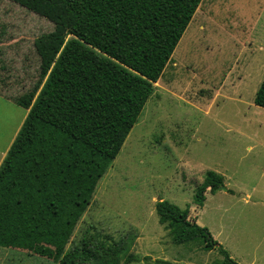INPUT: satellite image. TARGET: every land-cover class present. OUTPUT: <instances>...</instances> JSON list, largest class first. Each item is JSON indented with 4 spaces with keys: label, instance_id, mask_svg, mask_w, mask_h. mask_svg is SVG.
I'll return each instance as SVG.
<instances>
[{
    "label": "rangeland",
    "instance_id": "rangeland-1",
    "mask_svg": "<svg viewBox=\"0 0 264 264\" xmlns=\"http://www.w3.org/2000/svg\"><path fill=\"white\" fill-rule=\"evenodd\" d=\"M198 8L89 202L40 200L36 221L29 216L17 239L55 247L82 206L67 247L92 232L126 247L121 264L221 262L217 248L174 242L155 209L166 199L189 206V219L237 264H264V107L254 101L264 78V0H202ZM52 28L0 0V164L27 115L14 99L39 78L35 40ZM209 170L224 176L226 189L208 188L200 206L194 196ZM8 254L2 264H57L22 249Z\"/></svg>",
    "mask_w": 264,
    "mask_h": 264
},
{
    "label": "trees",
    "instance_id": "trees-1",
    "mask_svg": "<svg viewBox=\"0 0 264 264\" xmlns=\"http://www.w3.org/2000/svg\"><path fill=\"white\" fill-rule=\"evenodd\" d=\"M12 1L53 28L35 40L39 78L14 99L28 112L0 164V246L57 264H121L126 247L110 236L87 232L67 247L82 206L64 222L55 247L16 235L29 216L36 221L33 207L40 200L89 202L202 0ZM254 101L264 107V78ZM221 185L224 176L207 171L195 203L202 206L205 191ZM155 209L175 243L217 248L224 255L218 264H237L206 226L189 219V206L160 199ZM150 264L186 263L157 258Z\"/></svg>",
    "mask_w": 264,
    "mask_h": 264
},
{
    "label": "crops",
    "instance_id": "crops-1",
    "mask_svg": "<svg viewBox=\"0 0 264 264\" xmlns=\"http://www.w3.org/2000/svg\"><path fill=\"white\" fill-rule=\"evenodd\" d=\"M27 112H28V109H27ZM0 248H4V249H0V256H1L0 264H2L1 262H4L6 260V258H7L6 255L8 254V250L12 249V247H2V246H0Z\"/></svg>",
    "mask_w": 264,
    "mask_h": 264
},
{
    "label": "water",
    "instance_id": "water-1",
    "mask_svg": "<svg viewBox=\"0 0 264 264\" xmlns=\"http://www.w3.org/2000/svg\"><path fill=\"white\" fill-rule=\"evenodd\" d=\"M221 188L226 189L225 185H221Z\"/></svg>",
    "mask_w": 264,
    "mask_h": 264
}]
</instances>
